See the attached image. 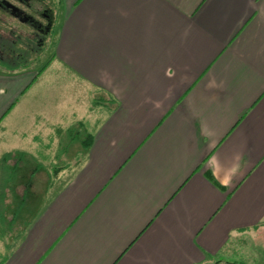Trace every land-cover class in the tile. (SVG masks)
<instances>
[{
  "label": "crops",
  "instance_id": "crops-1",
  "mask_svg": "<svg viewBox=\"0 0 264 264\" xmlns=\"http://www.w3.org/2000/svg\"><path fill=\"white\" fill-rule=\"evenodd\" d=\"M56 3L50 61L0 71V128L28 137L36 119L42 138L88 140L37 205L36 169L22 178L23 156L0 153V202L19 176L24 188L10 218L0 209V264H223L247 238L263 250L264 0ZM44 75L58 109L53 93L27 97Z\"/></svg>",
  "mask_w": 264,
  "mask_h": 264
},
{
  "label": "rangeland",
  "instance_id": "rangeland-1",
  "mask_svg": "<svg viewBox=\"0 0 264 264\" xmlns=\"http://www.w3.org/2000/svg\"><path fill=\"white\" fill-rule=\"evenodd\" d=\"M56 2L57 0H0V38L2 40L0 41L2 43H6L7 45H9V43L11 45L12 43H14V45L16 44V46L18 47L17 49L22 52L21 55L25 56L24 59L28 60L29 69H31L32 71L40 69L41 66L43 67L44 65H46L50 61L51 57H53V42L55 40L54 33L43 37L44 44L42 49V42L40 43L36 40H33L32 36L35 35L36 31L39 30L34 23L35 21L41 23L42 25H46L48 22L47 14H49L50 18H52L53 25L56 20H59V6ZM8 4H12L13 6H9ZM54 65L57 64L55 63ZM4 66H6V64L1 63L0 71H8L6 68H4ZM13 71L11 73H13ZM46 78L47 75H44L39 80H37L34 87L38 89L30 90V94H28L27 96L28 98L44 97L45 92H39V89L41 87L42 81L45 82ZM49 78L50 79L47 78V81H52L53 75H49ZM61 83L59 84L57 82L55 86H57L58 84L61 85ZM59 85L57 87H59ZM64 92L69 93V90H65ZM46 93H48V95L45 94V98L50 97V93H53V96H51L50 99H45L50 101L49 105H46V107L49 108V106H52L58 109L59 103L56 102L59 100V95L62 97L64 96L58 94V90L56 89L46 90ZM86 93L88 92L86 91ZM78 98L82 100L83 96H79ZM98 98H100V95H97V99ZM64 107L68 108L66 105L63 106L62 109H64ZM19 108L20 106L17 109ZM38 109L39 107L36 106L31 107L30 114L37 116ZM48 110L51 111L50 108ZM21 123L15 121V129L13 128L15 130L14 136H12V132H8V136H5V134H7L5 132V128H0V131H3V133H0V153H4L9 149H15V151L13 152L15 154L12 162H16L17 157L23 156V160L25 161L24 163L26 164H24V168L22 169V171H19L20 173L22 172L23 177L19 176L17 178L18 180L15 181V183L11 187L8 186L6 190L5 188L3 189V193H6V200L5 203L0 202V209H3V205H8L9 209L5 214L6 219H8V217L10 218L12 216V213L17 209L18 203H15V201H17L16 199H18L17 197L21 196L24 189L21 185V177H31L33 170L36 169L33 177L35 179H39V184L36 182V185L33 187L35 191L32 193V195L34 196H32V204L37 205V203L41 200V197H39V195H47L50 188H52L55 184V179L59 177L58 173V175L55 174V165H65L66 162H69L72 165H76L77 163H79L81 161V155L79 154L83 152V149H85L84 147L86 146V144H84L83 142L88 140V136L85 131H82L79 137H77V132L73 129L72 131H54V134L51 133V137H48L46 135V138H42V136L40 137L37 132L33 131L39 128L37 127L38 123L36 122V119L30 122L31 127H29L28 130V137H23L22 132L19 129ZM4 124L5 122L3 123V125ZM46 128L51 129L48 124H46ZM42 134H44V131H42ZM1 135H3V137H1ZM74 135H76V137ZM65 149L67 153L65 156H63L61 155V152ZM38 165L42 167L39 168ZM36 167L39 169H37ZM32 213L33 212L30 209L27 214L25 212L24 214L21 213L19 216H17V221L14 225L13 231H16L17 226L22 225V223L25 222L26 218L30 217V214ZM3 236L4 240L2 241H10L14 236V233H7ZM261 242V238H258L256 241L247 238L245 244L243 245V249L239 251V253L241 252V256H239V253L237 255L238 258H241V261L226 262L223 264H264V246L262 247L263 250L257 253L255 252L257 251V249L255 250L254 248H252L263 245ZM1 247L0 263L2 262L5 253H7L6 250Z\"/></svg>",
  "mask_w": 264,
  "mask_h": 264
},
{
  "label": "trees",
  "instance_id": "trees-1",
  "mask_svg": "<svg viewBox=\"0 0 264 264\" xmlns=\"http://www.w3.org/2000/svg\"><path fill=\"white\" fill-rule=\"evenodd\" d=\"M47 21L48 22L46 25H42L41 23H39L37 21L34 22L37 26V29H39V30L36 31V34L32 36L33 40H36V41L41 43V42H43V37L50 34L53 24H52V18H50L49 14H47ZM0 40H1V38H0ZM1 41H0V62L2 64L5 63L6 67H12V68L20 67L21 65L27 64V60L24 59L25 56L21 55L22 52L17 49L18 47L16 46V44L14 45V43H12V45H13L12 46L10 43H9V45H7L6 43H2ZM11 58L14 62L13 63L7 62ZM10 64L13 66H11ZM229 264H234V263H229Z\"/></svg>",
  "mask_w": 264,
  "mask_h": 264
},
{
  "label": "water",
  "instance_id": "water-1",
  "mask_svg": "<svg viewBox=\"0 0 264 264\" xmlns=\"http://www.w3.org/2000/svg\"><path fill=\"white\" fill-rule=\"evenodd\" d=\"M9 6H13L12 4H8ZM15 8V7H14Z\"/></svg>",
  "mask_w": 264,
  "mask_h": 264
},
{
  "label": "flooded vegetation",
  "instance_id": "flooded-vegetation-1",
  "mask_svg": "<svg viewBox=\"0 0 264 264\" xmlns=\"http://www.w3.org/2000/svg\"><path fill=\"white\" fill-rule=\"evenodd\" d=\"M17 10V9H16ZM19 12V11H18Z\"/></svg>",
  "mask_w": 264,
  "mask_h": 264
}]
</instances>
